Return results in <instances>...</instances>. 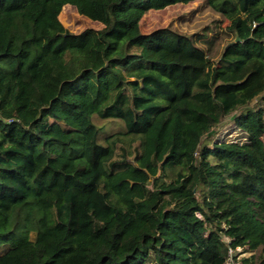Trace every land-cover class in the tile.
I'll list each match as a JSON object with an SVG mask.
<instances>
[{
  "label": "trees",
  "instance_id": "trees-1",
  "mask_svg": "<svg viewBox=\"0 0 264 264\" xmlns=\"http://www.w3.org/2000/svg\"><path fill=\"white\" fill-rule=\"evenodd\" d=\"M195 1L0 0V264H264V0H206L233 40L204 62L143 40Z\"/></svg>",
  "mask_w": 264,
  "mask_h": 264
},
{
  "label": "rangeland",
  "instance_id": "rangeland-1",
  "mask_svg": "<svg viewBox=\"0 0 264 264\" xmlns=\"http://www.w3.org/2000/svg\"><path fill=\"white\" fill-rule=\"evenodd\" d=\"M62 24L74 34H79L87 29L99 30L102 25L94 22L90 18L81 15L74 7L65 6L59 15ZM229 22L222 16L215 13L207 4L206 0H197L189 4H178L161 11L149 12L141 22L142 35L144 41H148L155 36L166 37L168 44L165 51L171 55L179 56L185 61H206V56L220 54L223 47L233 40L228 31ZM217 37V38H216ZM220 40L221 44L209 49L206 41L213 39ZM189 42L190 47L197 48L196 54H191L187 50H175L173 44L179 42ZM193 43V45L191 44ZM212 52V53H211ZM257 105L264 109V101L258 100ZM100 127H105L106 132H116L122 130V124L111 121H96ZM218 137L221 139H239L241 132L234 128L232 123L226 119L219 129ZM116 157L118 161L120 154ZM129 160H132L130 158ZM202 188L198 189V196ZM1 249L0 252H5Z\"/></svg>",
  "mask_w": 264,
  "mask_h": 264
},
{
  "label": "built area",
  "instance_id": "built-area-1",
  "mask_svg": "<svg viewBox=\"0 0 264 264\" xmlns=\"http://www.w3.org/2000/svg\"><path fill=\"white\" fill-rule=\"evenodd\" d=\"M226 241L228 242V244L231 243L229 238H227ZM245 256L246 253L243 251L242 247H237V248L229 247L225 264H243L242 259Z\"/></svg>",
  "mask_w": 264,
  "mask_h": 264
},
{
  "label": "water",
  "instance_id": "water-1",
  "mask_svg": "<svg viewBox=\"0 0 264 264\" xmlns=\"http://www.w3.org/2000/svg\"><path fill=\"white\" fill-rule=\"evenodd\" d=\"M235 41L238 42L239 41V38H237Z\"/></svg>",
  "mask_w": 264,
  "mask_h": 264
}]
</instances>
